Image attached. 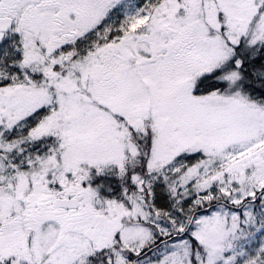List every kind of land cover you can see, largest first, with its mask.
Masks as SVG:
<instances>
[{"label":"snow or ice","instance_id":"6c2138e0","mask_svg":"<svg viewBox=\"0 0 264 264\" xmlns=\"http://www.w3.org/2000/svg\"><path fill=\"white\" fill-rule=\"evenodd\" d=\"M0 264H264V0H0Z\"/></svg>","mask_w":264,"mask_h":264}]
</instances>
